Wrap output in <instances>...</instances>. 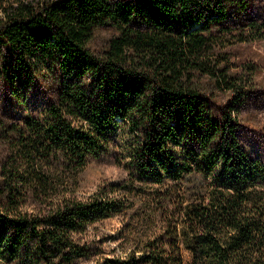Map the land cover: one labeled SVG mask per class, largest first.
Instances as JSON below:
<instances>
[{
  "label": "trees",
  "instance_id": "obj_1",
  "mask_svg": "<svg viewBox=\"0 0 264 264\" xmlns=\"http://www.w3.org/2000/svg\"><path fill=\"white\" fill-rule=\"evenodd\" d=\"M263 39L264 0H0V264H264Z\"/></svg>",
  "mask_w": 264,
  "mask_h": 264
},
{
  "label": "rangeland",
  "instance_id": "obj_2",
  "mask_svg": "<svg viewBox=\"0 0 264 264\" xmlns=\"http://www.w3.org/2000/svg\"><path fill=\"white\" fill-rule=\"evenodd\" d=\"M105 34L101 35L97 39V46L103 43ZM233 56L237 60L242 62H248L257 67L258 73L256 75V80L259 83V88L262 93L258 94L259 99H254L249 102V104L244 109L245 114L252 115L254 121L264 125V39L261 41L253 43H244L235 45L233 48ZM3 91L0 89V96ZM263 104V105H262ZM47 106V99L45 98L43 92L33 88L27 94V107L34 113H39L44 110ZM1 109V108H0ZM21 112V111H20ZM255 139V140H254ZM262 140H260L261 142ZM258 139L252 138L245 140L247 149L255 157H262L264 159V147L261 145ZM125 174L123 168H120L114 161L113 158H103L101 160L93 161L81 174V187L78 191V195L83 197L95 192L103 183L114 181L122 178ZM122 219L112 218L106 220L99 226V234H112L116 232V229L121 227ZM112 246L111 241L105 243L104 249L109 250ZM103 253L100 252V256ZM98 256L92 259H83L78 264H96Z\"/></svg>",
  "mask_w": 264,
  "mask_h": 264
}]
</instances>
